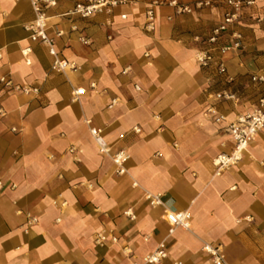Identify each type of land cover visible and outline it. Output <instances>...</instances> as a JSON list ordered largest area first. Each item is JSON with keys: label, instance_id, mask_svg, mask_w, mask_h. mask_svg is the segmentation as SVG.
I'll use <instances>...</instances> for the list:
<instances>
[{"label": "crops", "instance_id": "1", "mask_svg": "<svg viewBox=\"0 0 264 264\" xmlns=\"http://www.w3.org/2000/svg\"><path fill=\"white\" fill-rule=\"evenodd\" d=\"M170 1L154 6L147 30L144 1L85 18L69 12L86 2L58 0L49 33L64 32L56 47L77 65L58 71L31 38L32 0H0V77L37 89L0 82V264H148L160 243L167 258L159 264H214L205 243L221 247L225 264H264V130L239 162L219 173L214 164L234 148L227 123L264 97V83L252 80L264 71V20L249 9L229 29L243 48L226 55L222 75L195 57L227 6L178 13ZM79 87L87 93L76 98ZM224 91L236 100L217 99ZM119 151L129 155L123 175L112 159ZM146 192L162 194L163 205H150ZM164 209L190 211L191 229L170 234ZM103 231L118 240L98 244Z\"/></svg>", "mask_w": 264, "mask_h": 264}, {"label": "built area", "instance_id": "2", "mask_svg": "<svg viewBox=\"0 0 264 264\" xmlns=\"http://www.w3.org/2000/svg\"><path fill=\"white\" fill-rule=\"evenodd\" d=\"M127 0H95L93 2L78 4L69 14H76L81 17H90L93 14L108 10L124 4ZM226 6L227 10L223 16V20L218 23L211 31L208 38V43L210 47L197 53L195 59L200 66L203 68H209L213 64L217 66L220 74L226 75L227 67L225 63L226 55L231 51H238L243 48L242 44V34L238 31H234L228 35L229 29L236 25L245 14L246 10L255 9L258 10L259 20H264V0H221ZM209 2H206L208 4ZM34 10L36 12V19L31 24V30L33 34L31 36L32 40L39 42L47 47L50 55L53 56L52 68L58 71L63 70H75L77 65L67 60L66 58L60 56L59 51L56 47V37L63 35V31H58L56 36H52L49 33V19L48 10L57 6L58 0H32ZM162 4L158 0H155L147 12V23L146 29L153 30L155 27V13L154 6ZM170 4L174 6L178 13L192 12V8L189 5L180 3L178 0H171ZM203 4L202 2L199 5ZM73 29H76L74 27ZM227 39L221 43V40ZM80 40L84 44H90L91 40L85 36H82ZM31 52L30 48L24 50V54ZM29 62V61H28ZM130 68H126L124 72H127ZM228 81H232V77H226ZM252 80L258 83H264V71L253 75ZM0 82L4 84L10 90L23 92L29 94L32 91H37V89L22 87L15 84L12 79L5 76L0 77ZM92 88L96 85L93 83ZM136 88H140L136 86ZM87 89L84 87H79L74 91V95L77 97L85 95ZM217 99H231L236 100V95L233 93H228L226 91L217 94ZM117 103V100H113L111 105ZM209 113L215 114L214 119L216 122H222L225 120L223 115H217L214 108L208 109ZM1 113V110H0ZM227 131L230 133L232 140L234 142V148L230 154L219 155L214 164L217 167V173L221 169L229 167L233 164L239 162L242 159L244 151L247 149L250 142H252L259 132L264 130V97L260 99L259 106L253 111L245 114L239 115L235 120H231L226 125ZM12 130L16 131L15 128ZM136 132L140 131L137 126L134 128ZM91 134L95 138L97 144L99 145L100 152L104 154H109L110 149L102 135V131L97 128H91ZM112 159L116 167V174L123 175L127 173L126 164L129 160V155L124 151H119L112 154ZM2 182L0 180V188ZM146 200L153 207L162 206L163 198L162 194H154L150 192L145 193ZM124 214L130 219L135 220L136 214L132 208H127ZM161 219L168 224L169 233L172 234L177 228L191 229L192 227V214L190 211H180L174 212L168 209H164ZM118 238L112 234L103 231L97 235L96 242L100 245H105L108 242H116ZM203 251L208 253L214 264H225L224 253L220 246H214L209 243H205L203 246ZM167 258V249L164 243H160L158 249L147 255L145 257V262L148 264H159L162 260Z\"/></svg>", "mask_w": 264, "mask_h": 264}, {"label": "rangeland", "instance_id": "3", "mask_svg": "<svg viewBox=\"0 0 264 264\" xmlns=\"http://www.w3.org/2000/svg\"><path fill=\"white\" fill-rule=\"evenodd\" d=\"M79 1H82V2H86V3H89V2H93L95 0H79ZM131 1H135V2H142L144 1L146 3V6L147 8L149 9L151 4L155 1V0H131ZM159 2H162V4H164L166 1L168 0H158ZM180 2H183V3H186L188 5H191V4H194L196 5L197 3H200L202 2L203 4H201V8H205V7H215L217 6L218 4L222 3L221 0H179ZM206 2H209L208 4H206ZM48 15H50L48 13Z\"/></svg>", "mask_w": 264, "mask_h": 264}]
</instances>
